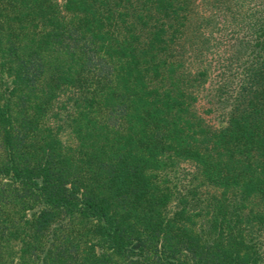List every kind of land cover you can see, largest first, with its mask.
Wrapping results in <instances>:
<instances>
[{
	"label": "trees",
	"instance_id": "1",
	"mask_svg": "<svg viewBox=\"0 0 264 264\" xmlns=\"http://www.w3.org/2000/svg\"><path fill=\"white\" fill-rule=\"evenodd\" d=\"M222 1L0 0V264H264V0Z\"/></svg>",
	"mask_w": 264,
	"mask_h": 264
},
{
	"label": "rangeland",
	"instance_id": "2",
	"mask_svg": "<svg viewBox=\"0 0 264 264\" xmlns=\"http://www.w3.org/2000/svg\"><path fill=\"white\" fill-rule=\"evenodd\" d=\"M190 1V10L188 14L189 19V30L198 28L201 25L202 19L206 17H210L211 15H215L216 17L222 13L223 9V1L219 3V0H189ZM219 18V17H218ZM220 19V18H219ZM207 26L205 27V29ZM204 31H209L207 28ZM207 124L214 125L216 127V123L211 120L208 121Z\"/></svg>",
	"mask_w": 264,
	"mask_h": 264
}]
</instances>
